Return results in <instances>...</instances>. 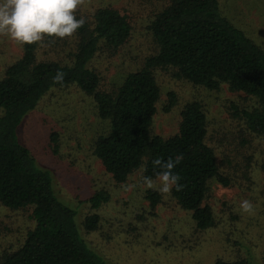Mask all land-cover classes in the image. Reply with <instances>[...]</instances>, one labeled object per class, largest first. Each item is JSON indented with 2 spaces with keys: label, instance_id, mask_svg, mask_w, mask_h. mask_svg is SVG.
<instances>
[{
  "label": "trees",
  "instance_id": "obj_1",
  "mask_svg": "<svg viewBox=\"0 0 264 264\" xmlns=\"http://www.w3.org/2000/svg\"><path fill=\"white\" fill-rule=\"evenodd\" d=\"M83 19L72 34L75 48L65 58H41L42 40L21 44L20 57L0 76V204L10 210L30 208L33 224L20 245L2 255L0 264H111L82 237L77 210L58 197L51 171L19 139L24 117L52 89L74 85L92 97L98 117L109 122V131L96 140L93 154L115 182H124L139 169L143 179L153 180L166 170L154 161L175 162L171 172L178 181L171 185V195L190 212L200 231L215 225L211 207L203 204L209 183L226 187L231 180L220 171L206 141L208 119L198 101L182 106L176 133L167 138L151 133L161 95L154 71L170 70L175 79L210 91L226 86L244 94L250 104L231 105L232 116L248 135L264 138V51L221 15L217 0H167L148 25L156 50L108 91L99 90L100 76L92 62L98 52L124 45L131 25L109 6ZM50 38L43 40L55 45ZM176 105L175 93L168 92L163 112ZM50 140L56 152L57 135L52 133ZM146 197L152 207L160 202L155 191L148 190ZM107 200L98 192L86 202L97 210ZM99 221L96 213L86 216L84 230L95 231ZM213 264L250 263L217 259Z\"/></svg>",
  "mask_w": 264,
  "mask_h": 264
},
{
  "label": "rangeland",
  "instance_id": "obj_2",
  "mask_svg": "<svg viewBox=\"0 0 264 264\" xmlns=\"http://www.w3.org/2000/svg\"><path fill=\"white\" fill-rule=\"evenodd\" d=\"M221 15L240 29L264 51V0H217ZM167 0H80L76 18H91L100 7L109 6L123 14L131 25L128 41L117 50L100 51L92 67L100 76V91L111 90L129 71L142 66L156 50L148 31L149 22ZM44 38V37H43ZM55 45L42 39L41 58H65L75 48L72 35L51 37ZM21 55V44L0 34V76L5 67ZM160 100L151 133L167 138L178 130L179 112L190 101L203 106L208 119L207 143L231 184L211 181L203 204L211 207L215 225L197 230L191 214L179 207L170 191L161 193V177L142 178V171L117 183L94 156L96 140L109 131L101 120L90 95L74 85L50 90L18 128L20 141L36 161L51 171L58 197L77 210L76 221L88 245L111 264H213L215 260L246 259L264 264V138L248 135L243 124L232 116L231 105L245 108L250 100L226 86L210 91L175 79L170 70L156 69ZM168 92H174L177 105L163 112ZM1 114V111H0ZM57 135L52 150L51 134ZM151 183V187L149 186ZM160 196L152 207L147 191ZM108 200L97 210L86 202L95 193ZM250 205L245 211L243 202ZM96 213L99 224L86 232L83 220ZM30 208L10 210L0 204V258L19 246L32 227Z\"/></svg>",
  "mask_w": 264,
  "mask_h": 264
},
{
  "label": "clouds",
  "instance_id": "obj_3",
  "mask_svg": "<svg viewBox=\"0 0 264 264\" xmlns=\"http://www.w3.org/2000/svg\"><path fill=\"white\" fill-rule=\"evenodd\" d=\"M79 3L80 0H0V34L20 44H32L44 36L61 39L71 36L85 22L74 15ZM154 163L166 169L157 190L168 193L170 185L178 181V176L171 172L175 162L170 159L162 164L157 159ZM241 207L245 211L250 209L246 201Z\"/></svg>",
  "mask_w": 264,
  "mask_h": 264
}]
</instances>
